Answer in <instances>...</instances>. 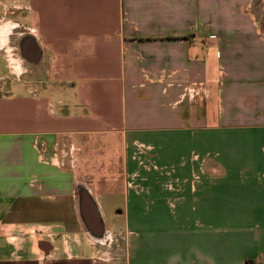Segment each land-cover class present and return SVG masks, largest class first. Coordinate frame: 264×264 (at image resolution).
I'll list each match as a JSON object with an SVG mask.
<instances>
[{
	"label": "crops",
	"instance_id": "1",
	"mask_svg": "<svg viewBox=\"0 0 264 264\" xmlns=\"http://www.w3.org/2000/svg\"><path fill=\"white\" fill-rule=\"evenodd\" d=\"M247 262L264 0H0V264Z\"/></svg>",
	"mask_w": 264,
	"mask_h": 264
},
{
	"label": "rangeland",
	"instance_id": "2",
	"mask_svg": "<svg viewBox=\"0 0 264 264\" xmlns=\"http://www.w3.org/2000/svg\"><path fill=\"white\" fill-rule=\"evenodd\" d=\"M193 83H194V82H193ZM193 83H192V84H186V85H184V86L182 87V93H183L184 96H187V97H188L187 88L191 87V86L193 85ZM199 83H200V82H199ZM196 84H198V83H196ZM182 93H181V94H182ZM198 95H199V96H198ZM198 95H196L194 98H199L200 96H203V92H202V90H200V92H199ZM109 155H110V154H109ZM200 156H201V155H200ZM110 158H111V157H110V156H107V155H103V156H100V157H99V159H98V163L100 164V169H101V168L103 169L105 165L107 166V164H108ZM169 165H171V164H169ZM166 166H167V164H166Z\"/></svg>",
	"mask_w": 264,
	"mask_h": 264
},
{
	"label": "built area",
	"instance_id": "3",
	"mask_svg": "<svg viewBox=\"0 0 264 264\" xmlns=\"http://www.w3.org/2000/svg\"><path fill=\"white\" fill-rule=\"evenodd\" d=\"M202 89H203L202 83L193 84L191 87L187 88V93L189 96H196L199 94L200 90ZM192 159L198 161L201 169V166L203 165V160H200L197 154H194L192 156Z\"/></svg>",
	"mask_w": 264,
	"mask_h": 264
},
{
	"label": "trees",
	"instance_id": "4",
	"mask_svg": "<svg viewBox=\"0 0 264 264\" xmlns=\"http://www.w3.org/2000/svg\"><path fill=\"white\" fill-rule=\"evenodd\" d=\"M246 264H250L249 262H247Z\"/></svg>",
	"mask_w": 264,
	"mask_h": 264
}]
</instances>
